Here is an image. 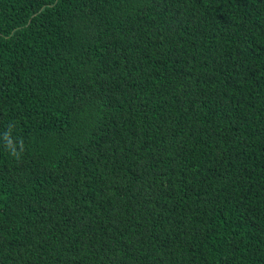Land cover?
<instances>
[{
	"label": "trees",
	"instance_id": "obj_1",
	"mask_svg": "<svg viewBox=\"0 0 264 264\" xmlns=\"http://www.w3.org/2000/svg\"><path fill=\"white\" fill-rule=\"evenodd\" d=\"M0 264H264V0H0Z\"/></svg>",
	"mask_w": 264,
	"mask_h": 264
},
{
	"label": "clouds",
	"instance_id": "obj_2",
	"mask_svg": "<svg viewBox=\"0 0 264 264\" xmlns=\"http://www.w3.org/2000/svg\"><path fill=\"white\" fill-rule=\"evenodd\" d=\"M13 155H15V153H13Z\"/></svg>",
	"mask_w": 264,
	"mask_h": 264
}]
</instances>
